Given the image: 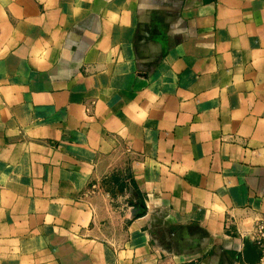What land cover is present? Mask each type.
I'll return each mask as SVG.
<instances>
[{
	"label": "crops",
	"instance_id": "obj_1",
	"mask_svg": "<svg viewBox=\"0 0 264 264\" xmlns=\"http://www.w3.org/2000/svg\"><path fill=\"white\" fill-rule=\"evenodd\" d=\"M262 218L264 0H0V264H245Z\"/></svg>",
	"mask_w": 264,
	"mask_h": 264
},
{
	"label": "built area",
	"instance_id": "obj_2",
	"mask_svg": "<svg viewBox=\"0 0 264 264\" xmlns=\"http://www.w3.org/2000/svg\"><path fill=\"white\" fill-rule=\"evenodd\" d=\"M249 237L257 252V260L254 264H264V218L255 222Z\"/></svg>",
	"mask_w": 264,
	"mask_h": 264
},
{
	"label": "water",
	"instance_id": "obj_3",
	"mask_svg": "<svg viewBox=\"0 0 264 264\" xmlns=\"http://www.w3.org/2000/svg\"><path fill=\"white\" fill-rule=\"evenodd\" d=\"M129 194L131 196V199H134V194L132 192V188L131 187H129ZM138 211H139V208L135 207L132 212L134 214H136ZM242 253H243V256L245 258V261L248 264H254L256 262V260H257V252H256V249H255V246L252 244L251 241H245Z\"/></svg>",
	"mask_w": 264,
	"mask_h": 264
},
{
	"label": "trees",
	"instance_id": "obj_4",
	"mask_svg": "<svg viewBox=\"0 0 264 264\" xmlns=\"http://www.w3.org/2000/svg\"><path fill=\"white\" fill-rule=\"evenodd\" d=\"M133 189H134V185L132 183H129ZM135 206L139 208V212L142 213L143 211V206H142V203L140 202V199L139 198H136L135 199Z\"/></svg>",
	"mask_w": 264,
	"mask_h": 264
}]
</instances>
